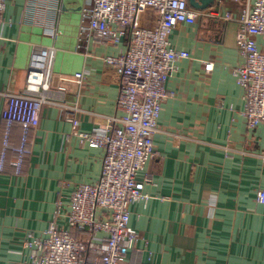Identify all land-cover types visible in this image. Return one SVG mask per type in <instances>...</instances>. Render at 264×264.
<instances>
[{
	"label": "crops",
	"instance_id": "obj_1",
	"mask_svg": "<svg viewBox=\"0 0 264 264\" xmlns=\"http://www.w3.org/2000/svg\"><path fill=\"white\" fill-rule=\"evenodd\" d=\"M3 1L0 152L6 95L23 90L30 58L43 62L50 47L52 94L77 110L80 132H107L108 118L120 115V76L105 59L123 55L127 38L118 45L81 39V10L93 0ZM237 9L230 0H215L206 12L235 15ZM236 34L235 21L204 15L170 35L171 47L189 58L175 62L164 83L168 95L153 137L155 156L140 175L151 182L144 187L146 199L130 206L129 226L142 240L129 261L264 264V205L256 201V192L264 190V128L248 129L243 117L244 91L233 74L244 62ZM205 63L213 64L212 71ZM21 132L14 123L12 145ZM30 138L32 154L20 173H14L13 152L0 172V264L29 263L27 237L42 239L57 203L67 204L76 186L94 184L101 175L104 149L82 142L59 106L42 107Z\"/></svg>",
	"mask_w": 264,
	"mask_h": 264
},
{
	"label": "built area",
	"instance_id": "obj_2",
	"mask_svg": "<svg viewBox=\"0 0 264 264\" xmlns=\"http://www.w3.org/2000/svg\"><path fill=\"white\" fill-rule=\"evenodd\" d=\"M230 2L238 8L235 15L197 11L188 0H93L82 8V40L118 45L127 38L123 55L105 59L120 76V115L108 118V131L103 134L80 132L77 110L52 94L55 48H48L41 63L30 58L23 90L6 95L1 113L5 131L0 172L7 153L13 152L14 173H20L32 154L30 132L38 129L42 107L47 104L62 108L73 133L89 147L103 148L104 156L97 182L76 186L67 204L57 203L42 239L27 237L31 261L25 264H146L127 258L142 240L129 226L130 206L146 199L144 187L151 182L149 176L140 180V175L155 156L153 137L161 103L168 95L164 83L175 62L189 58L187 52L171 47L170 35L179 25H193L204 15L237 23L236 47L244 62L233 74L244 91L243 117L248 129L264 128V45L258 42L264 40V0ZM4 10L0 0V29ZM45 32L54 35L52 28ZM212 68V63L204 64L206 72ZM14 123L22 129L18 145L10 143ZM256 201L264 205V190L256 192Z\"/></svg>",
	"mask_w": 264,
	"mask_h": 264
},
{
	"label": "water",
	"instance_id": "obj_3",
	"mask_svg": "<svg viewBox=\"0 0 264 264\" xmlns=\"http://www.w3.org/2000/svg\"><path fill=\"white\" fill-rule=\"evenodd\" d=\"M215 0H188L189 6L197 11H204L214 4Z\"/></svg>",
	"mask_w": 264,
	"mask_h": 264
}]
</instances>
